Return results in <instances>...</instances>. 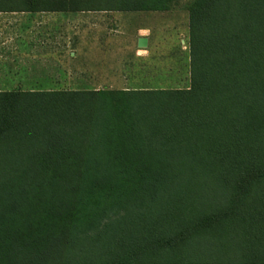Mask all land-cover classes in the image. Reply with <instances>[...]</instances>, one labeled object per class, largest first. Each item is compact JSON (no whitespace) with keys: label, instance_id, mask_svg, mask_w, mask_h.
Returning <instances> with one entry per match:
<instances>
[{"label":"trees","instance_id":"16d2710c","mask_svg":"<svg viewBox=\"0 0 264 264\" xmlns=\"http://www.w3.org/2000/svg\"><path fill=\"white\" fill-rule=\"evenodd\" d=\"M178 4L0 0V13ZM188 13V89L0 90V264H264V0Z\"/></svg>","mask_w":264,"mask_h":264},{"label":"rangeland","instance_id":"374dc122","mask_svg":"<svg viewBox=\"0 0 264 264\" xmlns=\"http://www.w3.org/2000/svg\"><path fill=\"white\" fill-rule=\"evenodd\" d=\"M190 2L180 0V4L166 13L0 15V87L70 90L94 86V81L101 76L104 78L101 81L110 80L118 87L128 84L153 89H188L191 85ZM104 37L116 40L106 45L129 48L137 46L138 38L146 37L149 55L139 60L127 49L102 58L99 46ZM35 45L38 47L32 51L39 54L55 51L54 57L47 61L38 59L37 67L34 62L32 66L27 62L16 67L24 47ZM62 51L65 52L62 54ZM72 51L76 52L75 56H70ZM102 62L114 64L117 74L95 75L102 70L96 64Z\"/></svg>","mask_w":264,"mask_h":264},{"label":"crops","instance_id":"0c3cea01","mask_svg":"<svg viewBox=\"0 0 264 264\" xmlns=\"http://www.w3.org/2000/svg\"><path fill=\"white\" fill-rule=\"evenodd\" d=\"M114 13H119V14H134V15L135 14H148V13H120V12H114ZM44 14L49 15L51 13H42V14H29V13H14V14H8V13H0V15H30V16L44 15ZM59 14H66V13H59ZM68 14H71V13H68ZM140 38L137 39V42L139 41ZM114 41H116V40L113 37H104V38H101V40H100V44L101 45L99 46V49L101 51L100 55L102 54V58L104 57L106 59V56H113L116 53H120V51H123L124 52L127 49H131V51L134 52V57L136 59H139V60H144L149 55V47H148L149 46V39H148V46H147V48H139L138 43H137V46L136 47L131 46L130 48L127 45L126 46H122V47L106 45L107 43H109V42L110 43H113ZM29 43H30V41H29ZM34 43H36V42H34ZM37 47H38V45H35L33 47L25 46L24 47V51L23 52H20V55H22L20 57V61L19 62H16L15 66L16 67H20V66H23V64L24 63H27V62L30 64V66H32V62H34V63H36L34 65L37 67V66H39V64H37L38 59L46 60L47 61L51 57L52 58L54 57L55 51H50V52L45 51L44 53H41V54H39L40 52H34V51H32V50H36ZM28 49H29V51H28ZM64 52L65 51H62L60 53L63 54ZM27 54H29V55H27ZM75 54H76L75 51L70 52V56H75ZM99 59H101V57H99ZM114 66H115L114 64H111V63L108 64L107 62H102L100 64H96L95 67L97 69H102V70L100 72H99V70H98V72H95V75H98V76L99 75H111V76L116 75L117 72L114 71V69H113ZM108 68H110L112 70L109 71ZM99 77H101V76H99ZM99 77H97V79L94 81V83H95V84H93L94 86H90V84H89V85H87L85 87L76 88L75 90H81V89H83V90H100V89H107V88L108 89H117V90H128V89L144 90V89H153V88H148V87H132V86L130 87L128 84H126L125 86H122V87H118L116 85H113V82L110 81V80H104V82L101 81L104 78H99ZM124 78H125L126 83H129L128 78L127 77H124ZM47 79H49L50 83L53 82L50 78H47ZM38 80L39 79H37V82H38ZM38 83H40V82H38ZM0 90H61V89H57V88L44 89V88H41V87H29V88L27 87L26 88V87H19L18 86V87H13V88L0 87Z\"/></svg>","mask_w":264,"mask_h":264},{"label":"water","instance_id":"95a60500","mask_svg":"<svg viewBox=\"0 0 264 264\" xmlns=\"http://www.w3.org/2000/svg\"><path fill=\"white\" fill-rule=\"evenodd\" d=\"M139 48H147L148 46V39L147 38H140L138 41Z\"/></svg>","mask_w":264,"mask_h":264}]
</instances>
